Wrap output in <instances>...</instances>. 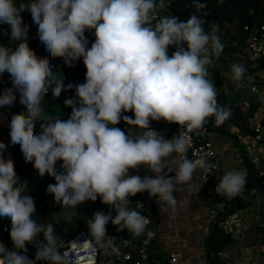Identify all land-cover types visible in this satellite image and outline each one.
Wrapping results in <instances>:
<instances>
[{"label": "clouds", "instance_id": "clouds-1", "mask_svg": "<svg viewBox=\"0 0 264 264\" xmlns=\"http://www.w3.org/2000/svg\"><path fill=\"white\" fill-rule=\"evenodd\" d=\"M195 7L200 11L206 4L197 2ZM156 9V0H22L19 5L0 0V25L9 27V43L18 42L14 48L0 44V75L7 72L11 79V87L0 92V108L13 106L19 93L25 110L11 116L10 142L20 146L25 162L32 163L39 176L54 177L56 183L49 184L47 192L56 203L75 207L100 198L115 208V216L96 211L87 221L101 247L109 222L135 235L144 231L146 218L126 207L130 196L147 191L175 205L176 184L189 181L203 166L202 159L170 162L173 153L184 154L190 147L183 130L198 131L213 116L219 125L232 115L217 104L214 81L208 79L210 41L216 57L223 51L215 34L218 26L205 32L203 19L195 14L187 21L166 16L153 25L149 14ZM24 11L31 13L49 57L63 58L69 66L83 58L86 82L65 85L64 79H55L49 58L37 56L29 47ZM92 29L95 40L89 48L85 31ZM169 46L176 48L171 56ZM245 71L240 64L232 66L237 81ZM52 84L55 98L75 88V96L64 100L71 114L67 120L52 117L36 134L35 120ZM128 111L134 118L122 117ZM121 118L145 131L136 135L133 127L127 132L115 127ZM161 119L179 125V135L169 139L150 127V120ZM6 148L0 141V217L10 221L13 250L0 242V264H69L54 225L33 219L35 200L27 194V185L19 182L14 161L4 158ZM58 160L62 172L57 171ZM140 166L154 175L129 174ZM245 183L246 173L228 171L219 177L215 192L234 197L242 194ZM41 233L44 239L38 241ZM27 243L35 244V259L23 254Z\"/></svg>", "mask_w": 264, "mask_h": 264}, {"label": "crops", "instance_id": "crops-1", "mask_svg": "<svg viewBox=\"0 0 264 264\" xmlns=\"http://www.w3.org/2000/svg\"><path fill=\"white\" fill-rule=\"evenodd\" d=\"M165 1L174 5L179 11L185 7V0ZM186 7L190 11L189 15L197 11L195 5ZM87 31L94 35V29ZM208 49L212 60V64L207 66L208 79L214 81L216 92L225 94L224 107L229 108L232 112L227 120L222 124H217L218 129L234 136L241 149L231 138L212 131L210 139L217 154L216 172L203 178L194 171L189 181L176 184L174 196L177 203L175 205H170L165 201L148 205V213L157 231L156 237L149 245V252L158 255L177 249L182 254V264H264V258L257 247L258 226L264 221V142L254 137L253 134H244L240 130L241 122L246 129L252 130L255 123L262 122L264 119V60L249 62L247 67L250 68V71H245L242 79L237 81L233 78L232 66L244 63L245 58L242 52L239 49L223 50L220 56L216 57L211 41ZM67 83H71V81H67ZM82 83L84 82L79 84ZM250 85H254L256 90L245 89ZM5 87H11V83L1 86L0 92ZM74 96L75 92L70 93L69 91L61 93L58 98L47 93L41 102L42 111L35 120L34 132L40 133V125L52 117L67 120L71 114V108L63 107L62 104L65 99ZM217 103L222 106L219 100ZM53 105L59 106L54 107ZM21 111H25L24 105L19 102V93H17V101L13 106L0 108V136L9 152L6 159L11 158L14 161L18 180L23 183L27 175L26 172L34 167L32 163L25 162L20 146L11 144L10 128L8 127L11 116ZM126 115L134 118V113L131 111H128ZM175 125V123H169L163 119L150 120V127L169 139L176 136ZM109 126L112 127V125ZM129 127H133L136 135L145 131L131 125ZM177 156V153H173L169 158L170 162H175ZM61 164L62 161L58 160L56 168L59 172L63 171ZM232 170L246 173V183L242 194L234 197L217 194L215 188L219 177ZM129 174L141 177L154 175L145 166H140L139 170L130 169ZM168 175L174 176V172H170ZM253 180L256 183V189L252 186ZM225 202L227 203L225 204ZM231 202L233 203L232 207L229 206ZM47 205L52 219H59L64 231L74 223L72 228L65 231L66 233L71 234L76 229L83 228L90 237H93L87 226L89 220L86 214L88 201L75 207L62 206L56 203L51 195L47 200ZM218 212L224 213V218L218 222V225L224 233L229 235V239L217 252L208 253L206 243L209 226L215 220ZM109 226L107 234L113 229L111 222ZM10 229L11 227L2 231L0 228L2 232L0 242L6 248L11 247L10 249L13 250V243L9 235ZM95 244L97 243L95 242ZM106 255L108 256L107 250ZM107 262L119 264L117 259L109 258V256ZM42 263L48 264L47 261Z\"/></svg>", "mask_w": 264, "mask_h": 264}, {"label": "trees", "instance_id": "trees-1", "mask_svg": "<svg viewBox=\"0 0 264 264\" xmlns=\"http://www.w3.org/2000/svg\"><path fill=\"white\" fill-rule=\"evenodd\" d=\"M17 5H19L22 0H15ZM157 7L160 8L162 11L171 14L172 16L178 18V21H187L190 17L189 12L186 6L195 5L197 2L206 4V8L202 9L200 12L195 11V15L199 16L204 21V29L205 32L211 33L212 26H218L216 35L219 37L220 43L223 45V50H230L234 51L240 48L243 38L245 36V31L242 29L243 25L251 24L257 21H260L264 16V0H185V7L182 8L181 11L177 10L174 5L171 3L166 2L165 0H156ZM23 17V22L30 26L32 22L31 13L29 11H24L21 13ZM160 21L164 18L159 16ZM34 24V23H33ZM1 27H3L6 31H9V27L7 25H0V44H5L7 47L14 48L18 42H10L9 38H6L2 32ZM35 28L29 27V39L28 44L30 48H33L39 57H48L55 63L56 59L49 57V54L45 48V46L40 42L38 33H37V25L34 24ZM85 36L88 38V45H91L94 40L95 36L90 34L87 30L85 31ZM212 43V42H211ZM213 45V43H212ZM187 48V44H186ZM214 49V45H213ZM215 51V49H214ZM250 61L246 60L241 65L246 69V71H250V68L247 67ZM75 63V61L73 62ZM71 73L72 84H77L78 82H86L85 81V74H86V67H80L77 70L68 69L67 67H58L54 65L53 73L56 72H64L66 71ZM55 77V75H54ZM52 79V78H50ZM56 80H62L61 78L55 77ZM11 83L10 76L7 72L3 75H0V87ZM65 85L69 84L66 80H64ZM55 87V84H52L49 87V94L52 95V88ZM75 92V88L66 89L64 92ZM218 104V103H217ZM208 120L217 128L219 126L216 123L215 117H209ZM22 173V172H21ZM26 178L24 180V184L27 185L26 191L27 194L32 196L35 200L36 205V212L33 213V219L40 224H48L51 223L55 227V233L60 238V240L64 243L65 240L68 238L70 233H66L63 230L62 222L57 220H53L51 214L48 209L47 200L50 198L52 194L47 192V186L49 184L56 183L54 177H51L45 174L43 177L39 176L37 170L35 168H31L26 172ZM229 201V200H228ZM227 201V202H228ZM225 202V204L227 203ZM233 203L229 205L232 207ZM225 207V206H224ZM96 211H103L107 213V204L101 202V199L98 198L96 201H88V208H87V217L88 219L93 218V213ZM224 218V213L218 212L216 214L215 220H213L209 226L208 232V239H207V252L214 253L217 252L222 246L228 241L229 235L224 233L222 229H220L218 222ZM110 227V226H109ZM127 229H123L120 231H111L108 233V240L112 237L115 239L112 241V244H120V240L122 236L126 235ZM44 237L43 234H39L37 237L38 241H43ZM111 244V245H112ZM111 245H108L111 246ZM26 247L28 249L26 254L29 258L35 257L36 247L34 243H27ZM11 247H9V250ZM22 251V250H21ZM43 261H36V264H43ZM128 264V263H124Z\"/></svg>", "mask_w": 264, "mask_h": 264}, {"label": "built area", "instance_id": "built-area-1", "mask_svg": "<svg viewBox=\"0 0 264 264\" xmlns=\"http://www.w3.org/2000/svg\"><path fill=\"white\" fill-rule=\"evenodd\" d=\"M159 22L158 15L155 12H151L149 14V23L154 25ZM242 29L245 31V36L239 50L244 58L250 62L264 60V16L260 21L243 25ZM174 51H176L175 46H169V56ZM61 77V79H64L63 75ZM249 88L251 91L256 90L254 85H250ZM127 113L122 112V117ZM115 127H119L125 132L130 129L123 118ZM174 131L176 136L179 135L180 126L176 124ZM252 133L254 137L264 142V119L262 122H257L253 125ZM211 134L212 130L206 124L203 128L194 132L184 129L183 135L188 138L190 147L186 153L178 154L175 162L185 158L189 160L202 159L204 161L203 166H198L195 171L203 178L213 175L217 170L218 164L216 150L210 139ZM159 202L163 201L158 195L151 196L147 191L137 193L135 196L128 198L127 209L139 212L148 222L140 235H135L127 230L126 235L122 236L120 244H112L109 247L107 245L105 248L109 258L117 259L119 264H182V254L177 249L158 255L149 252V245L156 237L157 231L147 209L149 204ZM108 211H111V214H116V210L112 205H107ZM258 227L259 241L257 247L264 258V221ZM8 228V223L1 224L2 231H6ZM118 228V225H113V230L120 231ZM60 251L69 258V264H98L99 249L97 244L83 228L73 231L63 243Z\"/></svg>", "mask_w": 264, "mask_h": 264}, {"label": "rangeland", "instance_id": "rangeland-1", "mask_svg": "<svg viewBox=\"0 0 264 264\" xmlns=\"http://www.w3.org/2000/svg\"><path fill=\"white\" fill-rule=\"evenodd\" d=\"M29 27H30V28H35L33 23H31ZM36 29H37V28H36ZM1 32H2V34H3L6 38H9V36L6 35V33H7L8 31H6L3 27H1ZM88 47L90 48L91 45H88ZM32 49H33V48H32ZM33 50H34V49H33ZM34 51H35V50H34ZM55 59H56V61H55V63L53 62V65L58 66V67H67L68 69H74V70H77V69H79L80 67H85V65L83 64V58H82V57L79 58L77 61H75V63H72L71 66L66 65V64L64 63L63 58L57 57V58H55ZM49 60H50V59H49ZM50 63L52 64V61H51V60H50ZM75 65H77V67H75ZM54 75H55V77H58V76H59V78H62L61 76L63 75V78H64V80H66V81H67L68 79H69V80L72 79V78H71V77H72L71 73H70V72L68 73L67 70L64 71V72H56V73H54ZM69 80H68V81H69ZM71 83H73V82L71 81ZM78 83H79V82H78ZM59 105H61V104L59 103ZM59 105H53V106L56 107V106H59ZM62 105H63V107H65V104H64V103H63ZM62 105H61V106H62ZM61 106H60V107H61ZM60 109H61V108H60ZM0 141H2L1 136H0ZM7 154H9V152H8L7 150H5L4 153H3L5 159L7 158ZM71 207H72V206H71ZM53 212H54V210H53ZM55 214H56V213H55ZM51 216H52V215H51ZM1 222L8 223L9 227H11V224H10V221H9L8 218H6V217H0V224H1ZM109 223H110V222H109ZM73 226H74V223L71 224L70 228H72ZM106 227H107V231H108V229L110 228V227H109V224H108ZM0 228H1V225H0ZM70 228H66L65 231L69 230ZM0 234H2L1 230H0ZM90 238H91L94 242H96L95 239H94V237H90ZM107 241H108V238H107V235H106L105 238H104V244H105V247L108 245V244H107ZM96 243H97V242H96ZM97 247H98V249H99L98 264H109V262H107L108 256L106 255V248H105V247H101L99 243H97Z\"/></svg>", "mask_w": 264, "mask_h": 264}, {"label": "water", "instance_id": "water-1", "mask_svg": "<svg viewBox=\"0 0 264 264\" xmlns=\"http://www.w3.org/2000/svg\"><path fill=\"white\" fill-rule=\"evenodd\" d=\"M154 12H155L157 15L161 16V17H166V16H168V17H173L171 14L162 11V10H161L160 8H158V7H157L156 11H154ZM183 47H185V49H186V42H185V44L183 45ZM245 89L248 90V89H249V86H247ZM216 93H217V100H219V101L221 102V105L224 106L225 101H226V96H225V94H224V93H221V92H216ZM206 125H207V126L213 131V132H215V133H217V134H219V135H223V136L229 137V138H231L232 140H234L235 143L237 144V146L239 147V149H241V146H240V144L238 143V140H237L234 136H232V135L229 134V133H224V132L220 131V130H219L216 126H214L209 120H208V123H207ZM240 130H241L244 134H249V135H252V134H253V133H252V130H248V129H246V128L244 127V125L242 124V122H241V125H240ZM252 186H253L254 189H256V183H255L254 180H253V182H252Z\"/></svg>", "mask_w": 264, "mask_h": 264}]
</instances>
